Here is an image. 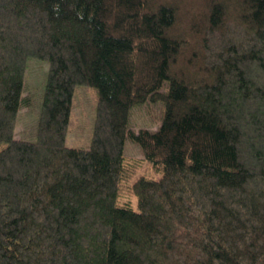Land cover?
Here are the masks:
<instances>
[{"label": "trees", "instance_id": "1", "mask_svg": "<svg viewBox=\"0 0 264 264\" xmlns=\"http://www.w3.org/2000/svg\"><path fill=\"white\" fill-rule=\"evenodd\" d=\"M29 57L35 140L14 136ZM78 84L87 147L65 144ZM126 139L159 178L130 182ZM0 264H264V0H0Z\"/></svg>", "mask_w": 264, "mask_h": 264}, {"label": "rangeland", "instance_id": "2", "mask_svg": "<svg viewBox=\"0 0 264 264\" xmlns=\"http://www.w3.org/2000/svg\"><path fill=\"white\" fill-rule=\"evenodd\" d=\"M49 64L46 60L29 57L26 61L24 71V92L23 95L30 96L32 103L28 106L20 107L16 123L14 136L18 139L35 140L36 128L40 109L41 95L43 92L45 78ZM97 104V92L93 86L78 84L74 87L72 107L70 112V122L68 125L65 144L74 147H87L90 143L93 120ZM162 103L145 102L134 105L130 111L129 125L137 130L140 127L155 129L161 122ZM124 155L127 161L136 160L137 168L133 172L130 182L139 176L147 178H159L161 172L156 170L149 161L143 158L140 147L130 139L124 143ZM132 159V160H131ZM130 200V206L137 210L136 196L124 191L119 197V202Z\"/></svg>", "mask_w": 264, "mask_h": 264}]
</instances>
